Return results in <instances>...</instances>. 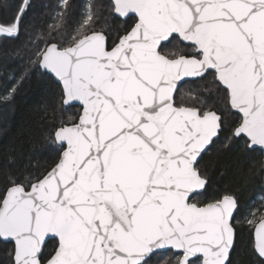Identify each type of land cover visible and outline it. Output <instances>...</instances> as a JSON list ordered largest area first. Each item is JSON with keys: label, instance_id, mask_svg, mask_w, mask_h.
<instances>
[{"label": "snow or ice", "instance_id": "snow-or-ice-1", "mask_svg": "<svg viewBox=\"0 0 264 264\" xmlns=\"http://www.w3.org/2000/svg\"><path fill=\"white\" fill-rule=\"evenodd\" d=\"M31 7L4 0L0 35L19 39ZM69 9L58 0L65 23L29 31L27 62L62 108L82 112L52 134L50 170L0 171L6 264H161L170 250L175 264H233L235 221L249 210L230 194L200 199L210 185L201 161L221 137L264 154V0H108L74 35ZM208 77L216 103L175 100L185 78ZM247 222L264 264V216Z\"/></svg>", "mask_w": 264, "mask_h": 264}, {"label": "trees", "instance_id": "trees-1", "mask_svg": "<svg viewBox=\"0 0 264 264\" xmlns=\"http://www.w3.org/2000/svg\"><path fill=\"white\" fill-rule=\"evenodd\" d=\"M4 0H0L2 4ZM58 0H32V7L21 25L19 39H10L0 35V171L4 173L20 171L31 173L33 177L40 175L45 169L50 170L56 153L52 151L51 136L62 124L68 125L78 120L81 108H62L59 103L58 87L39 71L28 66L29 31L33 26H62L65 21L58 17L62 11L56 10ZM71 9L67 13L68 31L75 34L74 29L83 20L85 0H68ZM93 3L107 4L108 0H93ZM59 14H58V13ZM57 13V14H56ZM107 15V13H105ZM9 13L0 9V26L10 21ZM124 27L122 21L112 24L110 35H117ZM28 68L25 79L19 77ZM15 88L14 94H9ZM186 88V99L199 97L200 102L210 99L216 103L218 97L210 95L215 88L210 78L206 80L188 81L178 91ZM184 98V99H185ZM195 101V102H196ZM222 102V101H221ZM214 148H217L213 150ZM201 161V166L210 178L206 196L202 200L209 202L223 195H234L240 206L251 205L259 196L264 198V158L260 152L246 154L240 148L228 150L221 142L214 146ZM12 158L14 167H8ZM0 175V192L5 183ZM264 216V215H263ZM239 217V215H238ZM236 247L232 254L233 264H258L253 254L254 227L238 225ZM14 247L13 243L0 240V261H7V252ZM53 242H49L51 251ZM172 254V253H171Z\"/></svg>", "mask_w": 264, "mask_h": 264}, {"label": "rangeland", "instance_id": "rangeland-1", "mask_svg": "<svg viewBox=\"0 0 264 264\" xmlns=\"http://www.w3.org/2000/svg\"><path fill=\"white\" fill-rule=\"evenodd\" d=\"M85 1H86V3L84 5V10H83L84 18L87 15V13L91 10V2L93 0H85ZM175 50H176L175 48L170 49V51H175ZM186 92H187L186 88H183V89L180 90V92H179L180 99L179 100L184 105H191V104H193L196 101V98H192L191 96L193 94H191L190 98L186 99L185 98L186 95H187ZM220 142H221V140L217 141L216 143L219 144ZM213 148H214V146H213ZM215 149H217V148H214L213 150H215ZM200 199H202V197ZM240 207H241L242 212H244L245 209H248L249 211L248 212H244V215H239V217L237 216V220L235 221V223L238 224V225L245 224L247 226L253 227V226L249 225V223L247 221L249 219H253L257 223L260 221L261 217L264 215V198L262 196H259L256 199V201L253 202L251 205H242ZM155 260H156V258L154 257L153 258V264H155ZM161 264H175V255H173L171 253L170 254L168 253V255L164 258V260L161 261Z\"/></svg>", "mask_w": 264, "mask_h": 264}, {"label": "flooded vegetation", "instance_id": "flooded-vegetation-1", "mask_svg": "<svg viewBox=\"0 0 264 264\" xmlns=\"http://www.w3.org/2000/svg\"><path fill=\"white\" fill-rule=\"evenodd\" d=\"M209 78L211 79V77H209ZM197 80H199V79H197ZM197 80H188V81H197ZM183 84H184V83H183ZM183 84H182V85H183ZM182 85H181V86H182ZM181 86L179 87V89L181 88ZM179 89H178V91H179ZM178 91H177V93H176V97H175V100H176V101H177L176 98H177ZM177 102H178V101H177ZM184 106H188V105H184ZM261 154H262V153H261ZM262 156H263V158H264V154H262ZM254 229H255V228H254ZM236 239H237V238H236ZM253 240H254V238H253ZM170 253H172L173 255H177V254L173 253L172 251H169V254H170Z\"/></svg>", "mask_w": 264, "mask_h": 264}, {"label": "water", "instance_id": "water-1", "mask_svg": "<svg viewBox=\"0 0 264 264\" xmlns=\"http://www.w3.org/2000/svg\"><path fill=\"white\" fill-rule=\"evenodd\" d=\"M185 79H187V80H197V79H189V78H185ZM183 84V82H181V84L179 85V87L181 86ZM179 89V88H178ZM175 97H176V94H175ZM75 106H78V107H80V105L79 104H76ZM81 108V107H80ZM81 112H82V110H81ZM253 238H254V244H255V229H254V235H253ZM2 241V240H1ZM171 251V250H170ZM234 252V251H233ZM233 252H232V254H233ZM232 254H231V256H232Z\"/></svg>", "mask_w": 264, "mask_h": 264}]
</instances>
